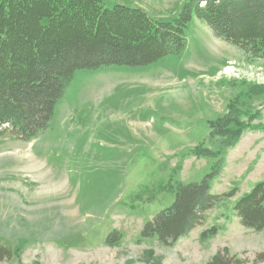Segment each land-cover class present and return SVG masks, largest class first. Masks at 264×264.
I'll return each mask as SVG.
<instances>
[{
  "label": "rangeland",
  "instance_id": "obj_1",
  "mask_svg": "<svg viewBox=\"0 0 264 264\" xmlns=\"http://www.w3.org/2000/svg\"><path fill=\"white\" fill-rule=\"evenodd\" d=\"M101 1L171 22L188 0ZM187 40L181 55L150 67L77 72L36 140L0 136V245L14 254L0 264H209L225 251L252 264L264 252V231L244 228L233 211L264 181V134L247 130L222 149L209 128L233 102L264 125V95L251 93L264 87V58L217 39L196 18ZM199 146L224 162L212 194L235 196L171 248L143 240L175 188L201 182L217 163L196 158ZM214 227L217 236L203 241ZM116 232L120 242L108 246Z\"/></svg>",
  "mask_w": 264,
  "mask_h": 264
},
{
  "label": "trees",
  "instance_id": "obj_2",
  "mask_svg": "<svg viewBox=\"0 0 264 264\" xmlns=\"http://www.w3.org/2000/svg\"><path fill=\"white\" fill-rule=\"evenodd\" d=\"M194 18L217 39L251 58H264V0H188L171 22L157 21L143 10L126 6L107 9L101 0H0V136L9 134L30 143L48 130L79 71L145 68L181 55ZM251 93L264 95V87H252ZM236 104L230 103L225 116L209 123L211 139L220 138L222 149L236 146L247 130L264 134V125H253L260 115L243 112ZM219 152L199 146L193 154L219 158ZM223 166L219 158L201 182L178 185L173 204L144 226L141 238L157 239L171 248L200 226L207 212L233 198L234 191L212 194L211 185ZM233 211L244 228L263 232L264 181L243 195ZM218 232L214 227L201 239ZM120 239L119 233H111L106 244L114 246ZM13 255L0 245V263ZM209 264L249 263L225 251ZM252 264H264V252Z\"/></svg>",
  "mask_w": 264,
  "mask_h": 264
},
{
  "label": "bare ground",
  "instance_id": "obj_3",
  "mask_svg": "<svg viewBox=\"0 0 264 264\" xmlns=\"http://www.w3.org/2000/svg\"><path fill=\"white\" fill-rule=\"evenodd\" d=\"M230 72V71H229Z\"/></svg>",
  "mask_w": 264,
  "mask_h": 264
}]
</instances>
